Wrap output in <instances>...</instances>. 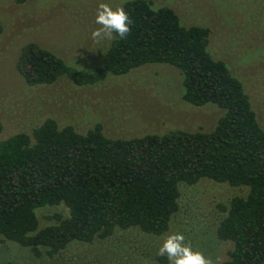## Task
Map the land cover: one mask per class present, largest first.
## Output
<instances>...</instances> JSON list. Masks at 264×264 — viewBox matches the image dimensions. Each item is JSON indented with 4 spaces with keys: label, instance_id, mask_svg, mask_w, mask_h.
Wrapping results in <instances>:
<instances>
[{
    "label": "trees",
    "instance_id": "obj_1",
    "mask_svg": "<svg viewBox=\"0 0 264 264\" xmlns=\"http://www.w3.org/2000/svg\"><path fill=\"white\" fill-rule=\"evenodd\" d=\"M122 7L131 31L123 39L113 33L97 65L84 69L27 42L17 72L29 85L61 76L87 85L164 63L178 69L185 102L211 103L222 113L209 130L111 137L99 122L82 132L48 117L10 135L0 141V236L35 257H51L73 241L106 238L116 229L161 235L178 210L179 184L204 177L248 188L220 205L225 215L216 235L232 248L216 264H264V129L243 82L212 55L207 25L184 24L174 8L152 0H124ZM59 204L68 215L39 227L35 210Z\"/></svg>",
    "mask_w": 264,
    "mask_h": 264
},
{
    "label": "rangeland",
    "instance_id": "obj_2",
    "mask_svg": "<svg viewBox=\"0 0 264 264\" xmlns=\"http://www.w3.org/2000/svg\"><path fill=\"white\" fill-rule=\"evenodd\" d=\"M169 5L184 24L210 28V51L225 60L244 84L264 129V0H152ZM124 0H0V141L31 129L45 118L60 126L86 131L101 123L111 137L163 133L173 129L209 130L222 110L207 103L194 106L182 99L181 76L173 66L149 63L121 75L108 74L95 84L77 85L61 76L51 84L29 85L15 68L20 47L36 42L74 65H97L110 39L94 40L99 3L113 8ZM179 207L168 230L161 235L138 228L116 229L106 238L73 241L64 249L35 257L30 249L0 236V264H169L157 255L164 237L173 232L216 264L228 258L229 240L216 235L234 195L246 186H232L200 178L180 183ZM39 227L56 222L55 214L68 215L64 204L38 207Z\"/></svg>",
    "mask_w": 264,
    "mask_h": 264
},
{
    "label": "clouds",
    "instance_id": "obj_3",
    "mask_svg": "<svg viewBox=\"0 0 264 264\" xmlns=\"http://www.w3.org/2000/svg\"><path fill=\"white\" fill-rule=\"evenodd\" d=\"M95 23L100 27L92 30L91 37L97 41L111 39L113 33L123 39L131 31L130 17L122 6L113 8L107 3H99ZM157 255L167 257L169 264H212L210 258L185 243V236L180 232L167 234L157 250Z\"/></svg>",
    "mask_w": 264,
    "mask_h": 264
}]
</instances>
